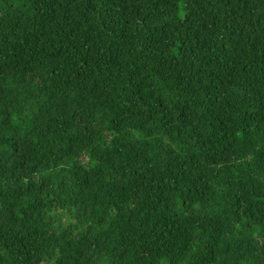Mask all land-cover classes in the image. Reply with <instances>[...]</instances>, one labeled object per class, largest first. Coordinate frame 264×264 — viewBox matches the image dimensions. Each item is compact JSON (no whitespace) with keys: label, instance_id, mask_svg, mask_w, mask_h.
Masks as SVG:
<instances>
[{"label":"trees","instance_id":"1","mask_svg":"<svg viewBox=\"0 0 264 264\" xmlns=\"http://www.w3.org/2000/svg\"><path fill=\"white\" fill-rule=\"evenodd\" d=\"M0 264H264V0H0Z\"/></svg>","mask_w":264,"mask_h":264}]
</instances>
